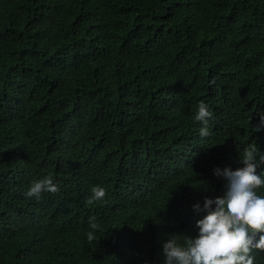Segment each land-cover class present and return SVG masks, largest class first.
Instances as JSON below:
<instances>
[{
  "label": "trees",
  "instance_id": "trees-1",
  "mask_svg": "<svg viewBox=\"0 0 264 264\" xmlns=\"http://www.w3.org/2000/svg\"><path fill=\"white\" fill-rule=\"evenodd\" d=\"M261 113L264 0H0V264H164Z\"/></svg>",
  "mask_w": 264,
  "mask_h": 264
},
{
  "label": "clouds",
  "instance_id": "clouds-1",
  "mask_svg": "<svg viewBox=\"0 0 264 264\" xmlns=\"http://www.w3.org/2000/svg\"><path fill=\"white\" fill-rule=\"evenodd\" d=\"M214 83V81H213ZM259 122L253 126L256 132L264 130V113L258 114ZM213 113L201 102L194 120L201 124L199 135H210L209 121ZM250 120L252 117L249 118ZM242 167L235 171L225 168L214 169L215 176H222L227 184L222 198L204 199L203 208L193 205L196 213H203V218L196 222L199 230L196 238L183 237L179 243L172 235L163 243L164 264H255L254 252H264V195L258 190L264 189V153L253 144L245 148L239 156ZM60 188L53 183L50 175L34 180L24 193L26 198L41 199L42 194H57ZM87 204L102 201L106 197L103 187L91 189ZM215 205V208H213ZM88 241L96 239L95 231L100 224L95 217L89 218Z\"/></svg>",
  "mask_w": 264,
  "mask_h": 264
}]
</instances>
